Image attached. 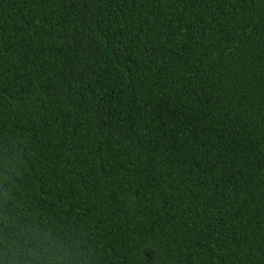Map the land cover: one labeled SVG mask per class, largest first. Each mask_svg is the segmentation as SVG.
<instances>
[{
    "label": "trees",
    "instance_id": "obj_1",
    "mask_svg": "<svg viewBox=\"0 0 264 264\" xmlns=\"http://www.w3.org/2000/svg\"><path fill=\"white\" fill-rule=\"evenodd\" d=\"M0 148L98 264H264V0H0Z\"/></svg>",
    "mask_w": 264,
    "mask_h": 264
},
{
    "label": "clouds",
    "instance_id": "obj_2",
    "mask_svg": "<svg viewBox=\"0 0 264 264\" xmlns=\"http://www.w3.org/2000/svg\"><path fill=\"white\" fill-rule=\"evenodd\" d=\"M20 175L17 154L0 148V264H98L82 234L25 209Z\"/></svg>",
    "mask_w": 264,
    "mask_h": 264
}]
</instances>
